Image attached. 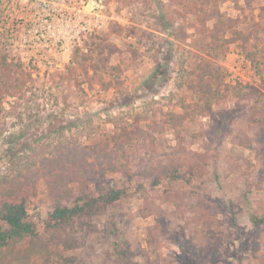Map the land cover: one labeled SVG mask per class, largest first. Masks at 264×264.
<instances>
[{"label": "rangeland", "instance_id": "374dc122", "mask_svg": "<svg viewBox=\"0 0 264 264\" xmlns=\"http://www.w3.org/2000/svg\"><path fill=\"white\" fill-rule=\"evenodd\" d=\"M0 48L26 80L3 101L0 175L28 177L37 233L64 190L50 189L43 160L72 148L82 160L81 147L109 151L111 135L130 131L113 159L122 171L87 157L90 174L67 182V206L83 190L122 194L76 248L58 246L74 257L63 264H264V220H251L264 217V122H253L264 112L251 108L264 101V0H0ZM199 60L218 68L205 79L217 93L182 119ZM144 164L186 179L154 185Z\"/></svg>", "mask_w": 264, "mask_h": 264}, {"label": "trees", "instance_id": "16d2710c", "mask_svg": "<svg viewBox=\"0 0 264 264\" xmlns=\"http://www.w3.org/2000/svg\"><path fill=\"white\" fill-rule=\"evenodd\" d=\"M216 69L218 68L211 67L203 60L197 62L196 70L190 73L195 77L193 81L188 82L189 88L193 91V100L181 102L183 113L177 115V117L190 118L193 114L201 113L200 111L210 106V95L211 93H217V91L214 90L211 82L205 79L208 76L213 77V75L218 74ZM23 71V64L11 59L0 48V113L5 97H15L14 95L20 92L21 87L26 83ZM261 81L264 83V75ZM261 95L264 94L261 93ZM251 108L253 110L252 114H255V116L260 115L264 112V101L255 103ZM258 120H253V122L258 126H262L264 120ZM129 132L123 130L122 134L111 135L110 139L114 142V148L109 151H107L109 148L107 144L81 147L82 160H79V152L76 148L43 160V165L48 167L47 175H51V180H49L50 189H57L64 185L62 192H55L59 199L49 215L50 218L47 221L44 234L37 233L33 222L26 219V197L21 193L24 185L28 182V177L26 176L24 180H20V175L11 178L9 174L0 175V254L9 257V259L0 258V264H10V261L17 264H63L74 258L63 256L58 246L62 245L64 250L76 248L75 234L86 232L91 227L90 220L94 216L104 214L106 207L117 201L122 191L111 188L107 193L92 196L83 190V193L78 196V199L82 202L67 206L61 203L62 199H67L73 195L67 182L82 183L84 173L87 176L90 174L88 168L92 162H88L87 157L93 159H99L100 156L105 157L111 170L122 171L120 165L125 164L119 163L118 165L117 163L116 165L113 163V159L125 155V144L131 141ZM123 137L126 140H121ZM68 163H72V166H66ZM173 165L160 164L161 167L158 168L144 164L142 171L144 175L152 178V184L157 185L161 181H166L174 189L180 181H185L186 178L179 173L178 167ZM125 173L127 172L125 171ZM251 220L253 224H256L259 220H264V217L254 216ZM1 222L6 227H2ZM22 241L25 242V245L16 248V244ZM115 245L117 246L118 242H115Z\"/></svg>", "mask_w": 264, "mask_h": 264}, {"label": "built area", "instance_id": "2783aa9c", "mask_svg": "<svg viewBox=\"0 0 264 264\" xmlns=\"http://www.w3.org/2000/svg\"><path fill=\"white\" fill-rule=\"evenodd\" d=\"M43 2H46V0H42ZM94 2H96V1H94Z\"/></svg>", "mask_w": 264, "mask_h": 264}]
</instances>
